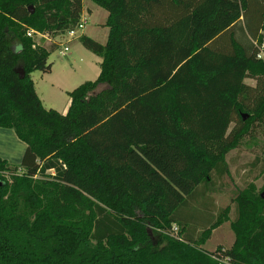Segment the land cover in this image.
I'll return each instance as SVG.
<instances>
[{"label":"trees","instance_id":"1","mask_svg":"<svg viewBox=\"0 0 264 264\" xmlns=\"http://www.w3.org/2000/svg\"><path fill=\"white\" fill-rule=\"evenodd\" d=\"M92 1L108 37L80 39L100 72L63 113L32 72L51 71L54 38L79 25L84 0H0V126L27 143L19 164L0 156V264H264L254 182L232 195L233 218L230 203L197 235L177 215L230 173L232 149L264 145V0ZM229 220L233 243L206 248Z\"/></svg>","mask_w":264,"mask_h":264},{"label":"rangeland","instance_id":"2","mask_svg":"<svg viewBox=\"0 0 264 264\" xmlns=\"http://www.w3.org/2000/svg\"><path fill=\"white\" fill-rule=\"evenodd\" d=\"M107 16L108 11L105 8L92 0H84L82 19L85 21V27L77 29L75 35L66 33L54 38L62 44H59L49 55V62L52 63L51 71L45 72L38 69L32 72L35 87L46 107L66 112L70 103L68 91L85 80H93L98 76L101 57L88 49L80 36L94 34L92 36H95V39L103 40L102 31ZM36 38L45 46L51 42L48 34L37 35ZM65 45L69 46L67 51H65ZM15 47H18V44ZM246 81L250 83L252 79L246 78ZM229 155L228 157L227 154L230 173L223 179L217 176L215 182L201 183L197 191L188 197L186 205L184 204L177 211L179 218L186 223L189 233L197 235L209 226L217 218L221 208L230 203V198L236 190L249 182H254L257 189L264 190V145L249 147L244 143L231 150ZM234 156H236L235 159ZM7 176L9 177L8 173ZM231 205L233 210L230 216L233 218L235 207L233 203ZM149 232L152 233L151 227ZM234 239L235 234L229 220L214 229L204 246L209 250H215L219 244L229 247Z\"/></svg>","mask_w":264,"mask_h":264},{"label":"crops","instance_id":"3","mask_svg":"<svg viewBox=\"0 0 264 264\" xmlns=\"http://www.w3.org/2000/svg\"><path fill=\"white\" fill-rule=\"evenodd\" d=\"M108 32H109V27L105 25V21H104V27L102 31L103 40H99L100 42H103V43L106 42L107 37H108ZM95 33L98 34L99 32H95ZM92 35L94 34H91V36ZM92 37L94 38L95 36H92ZM251 79H252V82L250 83L255 84V79L254 78H251ZM26 148H27V143L17 135L16 131L13 128L0 126V156L1 157L6 158L10 163L19 164L21 163L24 157ZM229 153H228V157L230 156ZM236 156H234V159ZM228 163H229V168H230V162L228 161ZM230 203H231V198H230Z\"/></svg>","mask_w":264,"mask_h":264},{"label":"built area","instance_id":"4","mask_svg":"<svg viewBox=\"0 0 264 264\" xmlns=\"http://www.w3.org/2000/svg\"><path fill=\"white\" fill-rule=\"evenodd\" d=\"M84 27H85V21L82 19V21L79 23V25L76 28L69 30L68 33L71 34V35H75L77 29L84 28ZM28 34L29 35L36 34L38 36H46V33L41 32V31H35L33 29L28 30ZM254 43H255V46L257 48V57L259 59H263L264 60V37L262 39L256 38L254 40ZM64 48H65V51H67L69 49V46L68 45H65ZM166 231L169 234H171V235H173V236H175L177 238H180L178 224L174 223L171 226V228L167 229Z\"/></svg>","mask_w":264,"mask_h":264},{"label":"water","instance_id":"5","mask_svg":"<svg viewBox=\"0 0 264 264\" xmlns=\"http://www.w3.org/2000/svg\"><path fill=\"white\" fill-rule=\"evenodd\" d=\"M261 196L264 198V190L261 192Z\"/></svg>","mask_w":264,"mask_h":264}]
</instances>
